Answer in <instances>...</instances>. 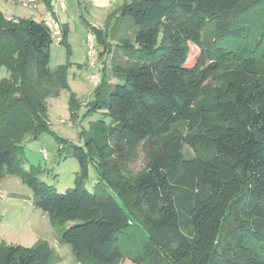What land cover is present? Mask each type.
I'll list each match as a JSON object with an SVG mask.
<instances>
[{
  "label": "trees",
  "instance_id": "16d2710c",
  "mask_svg": "<svg viewBox=\"0 0 264 264\" xmlns=\"http://www.w3.org/2000/svg\"><path fill=\"white\" fill-rule=\"evenodd\" d=\"M114 19L105 30L87 25L111 59L82 118L102 115L80 132L82 147L56 139L79 166L74 186L58 193L39 167L23 168V154L27 139L50 133L47 100L68 90L67 68L49 69L42 22L0 12V182L15 177L31 191L81 264H264V0H126ZM125 25L133 41L123 36L112 50ZM66 38L63 29L67 48ZM190 46L198 55L187 66ZM220 69L226 78L207 91ZM69 109L76 118L77 99ZM142 144L146 167L127 176ZM49 257L45 240L0 243V264Z\"/></svg>",
  "mask_w": 264,
  "mask_h": 264
},
{
  "label": "rangeland",
  "instance_id": "374dc122",
  "mask_svg": "<svg viewBox=\"0 0 264 264\" xmlns=\"http://www.w3.org/2000/svg\"><path fill=\"white\" fill-rule=\"evenodd\" d=\"M12 1L0 0V12L4 16L27 17V11L15 6ZM77 1L79 6L73 0H67L68 16H66L67 13L60 16V21H65L67 24L66 43L68 47L66 48L65 45L52 43L48 65L51 71L58 66H66L68 90L62 91L58 98L48 100L47 116L49 119L50 133H42L35 140L29 138L24 143L23 168L29 170L30 166L39 167L42 170V175L39 177L41 181L54 187L58 193H63L74 186V179L79 171V166L75 159L65 158V150L58 151L56 139H63L82 147L83 139L79 140L80 132L83 130L87 131L92 123L100 119L97 114L102 115V113H97L86 119L82 118V114L89 103L86 102V99L89 96V100L92 93L87 79L88 71L86 67L87 25L105 30L106 24L109 22L111 24L114 19L117 8L126 0ZM7 18L9 19L10 17ZM119 31L118 33H114L113 40H109V43L112 44V50H115L114 44L117 43L119 38L123 36L128 37L132 42L136 34V30L128 25H125ZM160 38L161 36H159ZM95 45L99 56L92 73H98L101 76L103 62L106 61V66L109 67L111 56L106 59L103 48L97 46V40ZM197 55L198 50L194 46H190L187 66L194 64ZM3 71L6 74L1 73L5 75V78L6 76L8 77V73L5 70ZM107 71L109 72V70ZM108 72L110 82L114 83V79ZM225 75L226 71L220 69L216 77L212 81L207 82V91H210L213 86L222 83L226 78ZM71 97L77 99L79 103V110L76 112V118L73 119L71 118L69 109ZM108 125L109 120L106 119L105 126L107 127ZM173 128L183 133L185 124L178 123ZM147 145L142 144L132 154L130 160L125 165V173L127 176L140 174L145 169L150 152ZM44 153L46 156H44ZM183 155L187 159L193 158L194 156L192 150L186 146L183 148ZM13 178L18 182V186L7 183L6 188H0V195L6 197L5 200L0 199V243L4 242L7 245L31 247L33 246V243H31L33 238L31 230L27 227L29 223L37 222L42 224L44 222L47 226L44 225L42 230L44 229V232H46L48 228L50 237L54 236V232L50 226L48 217L32 204V198L34 199V197L31 191L18 178ZM86 180L85 188L89 192H92L97 182V174L91 166L88 169V177ZM42 234L45 235L46 233L42 232ZM48 234L45 238L48 237ZM51 242H53L52 238ZM123 264H130V262L127 260Z\"/></svg>",
  "mask_w": 264,
  "mask_h": 264
},
{
  "label": "built area",
  "instance_id": "2783aa9c",
  "mask_svg": "<svg viewBox=\"0 0 264 264\" xmlns=\"http://www.w3.org/2000/svg\"><path fill=\"white\" fill-rule=\"evenodd\" d=\"M12 2L15 6L21 7L22 9L30 12L41 9V22L50 34L52 43L60 45L63 36V25L60 21V15L67 9L66 0H50L49 7H45L44 5H42L39 0H13ZM95 44V36L88 31V34L86 36V67L88 71L87 79L91 86V92H93L100 80V76L98 73H92L93 69H95V63L98 58ZM88 98L86 99V102H89L90 99L88 100ZM44 156H46L45 153ZM0 199L5 200L6 197L0 195Z\"/></svg>",
  "mask_w": 264,
  "mask_h": 264
},
{
  "label": "crops",
  "instance_id": "0c3cea01",
  "mask_svg": "<svg viewBox=\"0 0 264 264\" xmlns=\"http://www.w3.org/2000/svg\"><path fill=\"white\" fill-rule=\"evenodd\" d=\"M73 2L79 6V3L77 0H73ZM69 8H70V5H69ZM64 13L65 14L67 13V9ZM64 13H62V14H64ZM41 16H42V11H41V9H38L37 11H34V12L27 11V17H19V16H6V17H10L12 19H29V20H33L37 23H40L41 22ZM66 16H68V13ZM61 23L63 25V29H65L67 32L66 22L61 20ZM93 28H96V27H93ZM3 70H5V69H3V68L0 69V77H1L0 79H2L3 77L5 78L4 74H6V73H4ZM1 72H3L4 74ZM51 100H53V99H51ZM47 103H48V100H47ZM7 183L11 184V185L18 186V182L16 181V179H14L13 177H6L0 182V188L1 187L6 188L5 186ZM32 200H33L32 204H34V206H35V199L32 198ZM44 225L47 226L44 222L42 224L35 222V223H29L27 225V227L29 228V230H31V235L33 238L31 240V243L34 244L38 240H45L48 242L49 248H50V257H49L48 264H80L77 261V259H75V256L72 253L71 247L67 244H59L54 233H53L54 236L50 237V235L48 234L49 233L48 228L46 229L47 230L46 232H44V229L42 230ZM42 232L46 233V234L44 235V234H42ZM47 234H48V237L45 238V236ZM51 238L53 239V242H51ZM18 246H20V245H18Z\"/></svg>",
  "mask_w": 264,
  "mask_h": 264
}]
</instances>
